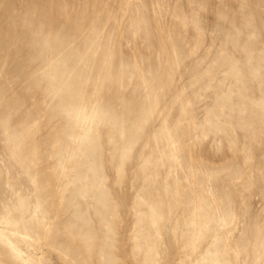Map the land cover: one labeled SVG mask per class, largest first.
<instances>
[{
    "label": "rangeland",
    "instance_id": "374dc122",
    "mask_svg": "<svg viewBox=\"0 0 264 264\" xmlns=\"http://www.w3.org/2000/svg\"><path fill=\"white\" fill-rule=\"evenodd\" d=\"M0 264H264V0H0Z\"/></svg>",
    "mask_w": 264,
    "mask_h": 264
}]
</instances>
